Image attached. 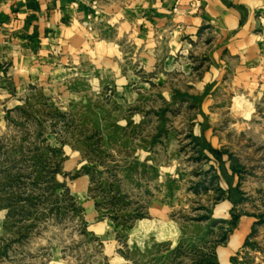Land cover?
Segmentation results:
<instances>
[{
    "label": "rangeland",
    "instance_id": "1",
    "mask_svg": "<svg viewBox=\"0 0 264 264\" xmlns=\"http://www.w3.org/2000/svg\"><path fill=\"white\" fill-rule=\"evenodd\" d=\"M111 62L50 74L0 122V264H210L231 230L212 217L228 168L232 214L257 219L234 262L264 264V95L220 89L204 108L191 73L117 89Z\"/></svg>",
    "mask_w": 264,
    "mask_h": 264
},
{
    "label": "crops",
    "instance_id": "2",
    "mask_svg": "<svg viewBox=\"0 0 264 264\" xmlns=\"http://www.w3.org/2000/svg\"><path fill=\"white\" fill-rule=\"evenodd\" d=\"M196 1L0 0V122L24 103L28 88L58 72L71 78L77 70L73 63L90 57L101 73L105 68H99L112 61L109 72L117 89L131 87L136 73L160 75L153 85L176 89L169 76L191 73L186 88L204 96V108L218 104L214 93L220 89L264 95V37L256 17L264 0H200V7ZM130 58L139 61L135 69L124 63ZM243 104L249 110L250 104ZM198 127L195 134L201 138L207 131ZM211 146L213 153L221 152L218 141ZM227 172L231 182L221 185L226 195L216 199L212 217L231 224V230L216 248V258L219 264H239L233 258L244 254L257 219L242 213L232 221L230 194L237 176L233 168ZM161 218L164 230L167 222ZM168 226L160 240L177 238L178 227Z\"/></svg>",
    "mask_w": 264,
    "mask_h": 264
},
{
    "label": "built area",
    "instance_id": "3",
    "mask_svg": "<svg viewBox=\"0 0 264 264\" xmlns=\"http://www.w3.org/2000/svg\"><path fill=\"white\" fill-rule=\"evenodd\" d=\"M95 5V4H94ZM196 7H200V0L195 3ZM174 11H178V7H174ZM91 18V16H89ZM257 20L259 22V31L262 37H264V8L259 10L256 14Z\"/></svg>",
    "mask_w": 264,
    "mask_h": 264
},
{
    "label": "trees",
    "instance_id": "4",
    "mask_svg": "<svg viewBox=\"0 0 264 264\" xmlns=\"http://www.w3.org/2000/svg\"><path fill=\"white\" fill-rule=\"evenodd\" d=\"M214 153H216V154H220V152H218V151H215ZM238 217H239V215H236V214H232V218H233V220L234 221H236L237 219H238ZM214 249V248H213ZM212 257L214 258V261L213 262H211L210 264H219L218 263V261L216 260V251H213L212 250ZM234 261H235V259H233Z\"/></svg>",
    "mask_w": 264,
    "mask_h": 264
}]
</instances>
